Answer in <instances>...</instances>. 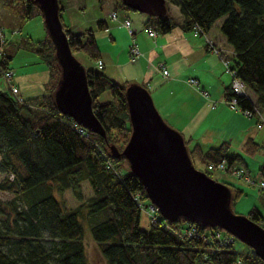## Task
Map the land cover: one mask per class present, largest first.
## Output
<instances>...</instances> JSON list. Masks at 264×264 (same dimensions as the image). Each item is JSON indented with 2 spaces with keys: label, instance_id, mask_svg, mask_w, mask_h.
<instances>
[{
  "label": "trees",
  "instance_id": "16d2710c",
  "mask_svg": "<svg viewBox=\"0 0 264 264\" xmlns=\"http://www.w3.org/2000/svg\"><path fill=\"white\" fill-rule=\"evenodd\" d=\"M0 3L18 16L19 25L36 13L42 15L33 0ZM58 3L61 10L64 4ZM170 3L178 6L180 20L171 13ZM113 4L128 7L121 0ZM166 6L165 14L147 17L145 26L166 32L176 23L191 30L197 25L206 34L220 19L218 29L231 47L224 58L251 92L235 93L236 105L242 112L250 110L256 121L257 110L264 117V0H166ZM62 25L72 51L82 49L99 58L95 28L73 31ZM4 26L0 68H9L18 49H26L45 61L48 84L45 93L21 99L10 88H0V166L5 170L0 189L12 191L11 197L0 198V264H89L84 223L106 264H230L236 259L240 264H264L251 247L217 226L168 221L152 210L148 228L141 227V208L148 205L144 185L122 154L108 151L109 144L122 149L130 135L128 80L116 81L102 66H86L92 110L105 135L87 130L53 101L59 66L47 30L38 38L29 33L12 37L3 33ZM107 26L105 18L97 19V27ZM106 89L108 95L101 96ZM231 90L229 82L226 97ZM188 141L185 138L191 159H224L229 166L244 161L241 153L229 151L227 140L205 148L199 142L189 147ZM263 143L248 136L243 148L253 153ZM203 170L211 176L209 169ZM256 172L264 178V159ZM247 215L264 226L257 205ZM189 225L194 226L191 232Z\"/></svg>",
  "mask_w": 264,
  "mask_h": 264
},
{
  "label": "water",
  "instance_id": "95a60500",
  "mask_svg": "<svg viewBox=\"0 0 264 264\" xmlns=\"http://www.w3.org/2000/svg\"><path fill=\"white\" fill-rule=\"evenodd\" d=\"M128 7L149 15L167 12L166 0H121ZM54 44L59 76L52 91L56 106L87 130L105 135L92 110L86 66L73 54L60 18L58 0H33ZM125 98L130 135L118 149L108 145L111 155L122 154L145 188L148 204L168 221L187 220L217 226L248 245L264 260V226L230 207L231 187L196 167L184 136L158 112L151 94L141 83L128 81Z\"/></svg>",
  "mask_w": 264,
  "mask_h": 264
},
{
  "label": "rangeland",
  "instance_id": "374dc122",
  "mask_svg": "<svg viewBox=\"0 0 264 264\" xmlns=\"http://www.w3.org/2000/svg\"><path fill=\"white\" fill-rule=\"evenodd\" d=\"M1 1L3 2L4 0ZM112 2L113 0H62L64 7L60 10L61 20L73 31L83 30V28L85 27L95 28L94 34L96 37L98 48L100 49L102 56L105 57V61L109 62L110 64L109 65L108 63H105L102 69L105 72H114L111 73V77L116 81H120L121 79L126 78L120 72L124 71L127 73V70L131 66L137 65V68L139 69L138 71H143L145 75H142V78L139 77L140 79H136V81L131 82H138L146 86L151 94L154 105L156 106L164 121L170 126L180 129V121L178 119H175V117L173 118L170 115H167L165 111L159 107L158 103L160 98L159 92L163 87H165L163 80H165L164 76L166 75V73H163L162 69L159 66L157 67L156 61L153 65L155 66L154 68L152 65H148V67H146L144 60L141 61L139 56H137L139 60L137 59L135 61H130L128 59L129 54H127V48L129 50L131 41L133 40V38L135 41H137V38L141 39L139 30L141 29L143 31V34L147 35L145 24L142 23V19L144 17L146 19L147 17H150V15L144 11L131 7H123L121 5L114 7V4H112ZM169 8L171 13L174 15H177V12H179V10H177L178 6L173 3H170ZM111 9H115L117 11L118 15L116 19L111 18ZM124 16L130 19L132 29L134 27L137 28V32L134 37L123 22ZM100 18H105L107 20L108 26L106 28L97 27V19ZM138 20L141 28L137 26ZM219 20L220 19H218L217 22H219ZM19 23L20 20L18 16L11 14V12H9V10L0 3V26L1 24L5 25L2 28V31L6 36L18 37L21 34L29 33L32 37L38 38L43 36L46 32L43 17L40 13H36L33 16L29 17L21 25H19ZM179 26V23L174 24L172 30L178 29ZM185 30L192 37H196V39L201 38V40L204 42V33L193 35L191 29ZM161 33L162 32L157 31V34ZM72 52L85 66H97V59L95 57L89 56L84 50L74 49V51ZM230 52L231 51L228 52L227 50H224L225 54H229ZM180 54H188L191 56V59H193L195 51H193L192 49L181 50V52L179 53V58L177 59V64L179 66H184V62L180 60ZM221 61L222 67L219 75H222L221 77L225 80V82H228L231 80V74L226 69L224 59H221ZM9 66V68H11L12 70L11 82L15 85L18 94L21 93V95L24 97H31L41 93H45L47 91L48 67L45 61L42 60L35 52L28 51L26 49H18V51L9 60ZM203 74L204 76H209L210 78L214 77L208 74V72L206 71H204ZM180 80L186 81V75H183ZM181 83L185 85L186 82L181 81ZM181 83L178 86L182 87ZM187 83L191 86L189 82ZM194 85L196 86V84ZM155 87L160 88L155 89ZM0 88H9L8 82L2 76H0ZM187 88L189 89V86H187ZM190 89L191 90L187 92L185 91L187 95L186 101H184L182 104H177L174 106L177 109L175 114L179 117L189 113L191 107L196 106L202 100V98L199 97V94L195 92L193 88ZM244 89L246 92H250L248 89H246V87ZM162 92L164 93L166 92V90L164 89ZM107 95L108 91L106 89V91H104L101 96ZM178 101H180V98L175 99L173 103ZM229 107L230 109L238 110L242 113L239 108H233L231 106ZM209 118L204 119L206 121L202 120L198 122V127L194 128V136L198 137L191 139V141L188 143L189 147L194 143L195 140H200V142L202 143L201 145L204 147L210 146V143H206L205 141H203L205 137H212L214 138V140H217L218 136L216 135V133L221 132L219 128H222L223 125L218 123L217 125H211V121H208ZM248 119L251 124H253V126L255 125L254 127L257 130L255 139L259 142L264 141V127L256 125L257 121L255 115H252L251 117L249 116ZM237 140V137L234 136L230 143L229 150H240L237 152L242 154L246 162L248 161V170L246 169V167L245 169L251 176L255 178V181L253 182H248L242 176H237L236 174L232 173V166H229L228 164V167L222 170L208 167L206 163L209 160H202L196 156L192 157V162L198 168L209 169L212 177L218 180L225 181L229 184L232 189L230 207L234 212L239 214H247L251 207L255 204L260 208L262 212L263 217L261 218L260 222L264 224V189H262L258 183L259 175L256 172L259 162L264 159V143L260 148H258L257 151L252 153L245 151ZM235 164L244 166L243 162L239 161L235 162ZM4 175L5 170L0 166V180L4 177ZM236 189L237 193L234 194V191ZM11 196L12 191L0 189V198L7 199ZM151 213L152 209L148 205L143 204L140 214L141 227L148 228ZM83 243L89 264H106L105 258L100 252L97 242L91 236L89 227L86 223H84Z\"/></svg>",
  "mask_w": 264,
  "mask_h": 264
},
{
  "label": "crops",
  "instance_id": "0c3cea01",
  "mask_svg": "<svg viewBox=\"0 0 264 264\" xmlns=\"http://www.w3.org/2000/svg\"><path fill=\"white\" fill-rule=\"evenodd\" d=\"M113 10L115 9H111V11ZM115 13L116 17H111L112 19L117 18L118 14L116 10ZM175 16L178 20L181 19L180 12H177V15ZM217 20L214 22V25L210 28L206 35L212 39V41L214 42L213 44L221 50V53L216 52L214 49L208 46L206 43V39L203 42L201 38L196 39V37H192L181 26H179L178 29L172 30L171 28L170 30L162 32L161 34H157L156 30V33L154 35H149L147 31V35H144L143 31L140 29L139 33L141 34V39L137 38V42L133 38L132 41L137 44L140 50V54L138 56L141 61L144 60L146 67H148V65L153 66L156 61L157 67L160 63H162L163 66L167 69V73L165 75L167 77L164 76L165 80H163L165 87L162 88V90L160 91L161 93L159 92V107L162 108L167 115H170L173 118L175 117V119H178L180 121L181 130L177 127L176 128L182 132L184 139L187 138L189 140L187 143H189L191 139L198 137L194 136V128L198 127V122L207 119L210 116L208 121H211V125H217L218 123L222 124L223 126L222 128L218 127L221 132L216 133V135L218 136L217 140H214V138L212 137H205L203 141H205L206 143H210V145H216L222 140H227L230 146L232 139L234 138V136H236L238 139V143L241 144V147L243 148V141L248 136H252L255 139L257 130L254 127L255 125L253 126V124H251V122L249 121V115H246L243 112L242 114L238 110L230 109L228 103L226 102L225 86L230 81L225 82V80L221 77L222 75H219V73L222 67L221 59H223L222 56L225 55L224 50H227L229 52L231 51V47L226 42L223 34L219 31L218 24L220 20L219 22H217ZM144 22L145 17L142 19V23ZM137 26L141 28L139 20ZM132 30L133 32L131 34H133L134 37L137 32V28L134 27ZM182 49H192L193 51H195V55L193 56V59H191V56L188 54H180V60L184 62V66H179L177 64V59L179 58V53ZM99 58L102 60V67L105 65V63L109 64V62L105 61V57L102 56L100 49ZM139 58L136 57L135 59L130 60L128 57L130 61H135L137 59L139 60ZM153 67L155 68V66ZM138 70L139 69L136 65L131 66L127 70V73L124 71L120 72L126 77L124 79H121L120 81H136V79H140L139 77L142 78V75H145V73L142 71V74V72ZM204 71L208 72V74L214 77L210 78L209 76H204ZM107 73L111 76V73L114 72ZM183 75H186V81L180 80ZM190 77H194L196 79V83L190 82L188 80ZM181 81L186 82L185 85H183ZM187 82H189L192 87ZM180 83L182 87L178 86ZM194 84H196V86ZM187 86H189V89L187 88ZM159 88L160 87H155V89ZM190 88H193V90H195V92L199 94V97L202 98V100L196 106L191 107L189 113L179 117L175 114L177 109L174 106L177 104H182L184 101H186V92L191 90ZM164 89L166 90V92L163 93L162 91ZM203 90H205V92ZM178 98H180V101L173 103V101ZM194 142H199L200 144H202L200 140H195ZM262 142L264 141H261V143ZM202 147L205 148L204 146ZM229 151L233 153L240 150L237 149L236 151ZM243 159V164L248 170V161L246 162L244 157Z\"/></svg>",
  "mask_w": 264,
  "mask_h": 264
},
{
  "label": "built area",
  "instance_id": "2783aa9c",
  "mask_svg": "<svg viewBox=\"0 0 264 264\" xmlns=\"http://www.w3.org/2000/svg\"><path fill=\"white\" fill-rule=\"evenodd\" d=\"M111 17L112 18H115L116 17V13H115V10L111 11L110 13ZM123 22L124 24L128 27V30L130 33L133 32V30L131 29L130 27V19L128 17H124L123 18ZM145 29L147 31V33L149 35H154L156 33V29L152 26V25H146L145 26ZM192 33L197 35V34H203V32H201L200 30V27H198L197 25H195L192 29ZM205 39H206V43L208 44V46H210L212 49H214L216 52L220 53V49L217 48L214 44H213V41L210 37H208L205 33ZM128 54H129V59L130 60H133L135 59L139 54H140V50L137 46V44L132 41L130 46H129V50H128ZM224 61H225V64H226V69L230 72L231 74V91H232V94L228 97H226V102L229 104V106L233 107V108H238L237 105H236V96H235V93H243L245 92V85L243 83V81L234 74L233 70L231 68L228 67L227 65V59L224 58ZM97 66L100 67L102 66V60L100 58L97 59ZM163 73H167V69L163 66L162 63H160L158 65ZM0 76H2L7 82H8V85H9V88L11 89L12 92H14V94L19 98L21 99V95L17 93V89L15 87V85L11 82V76H12V70L11 68H0ZM190 82H193V83H196V79L194 77H190L188 79ZM205 92V90H203ZM246 115H251V111L250 110H244L243 111ZM258 113V117L259 119L257 120V125L258 126H261L262 122H263V115L260 111H256ZM206 165L210 168H217V169H226L228 167L226 161L224 159H221V160H218V161H208L206 163ZM231 172L236 174L237 176H242L246 181L248 182H253L255 181V178L253 176H251L249 174V172H247V170L242 167V166H232L231 167ZM10 176H12V174L10 173ZM258 183L259 185L261 186L262 189H264V178L262 177H258ZM192 223V222H191ZM189 229L188 231L191 232L193 231L194 229V226H190L189 225ZM241 261L240 259H236L234 260L233 262H231L230 264H240Z\"/></svg>",
  "mask_w": 264,
  "mask_h": 264
}]
</instances>
